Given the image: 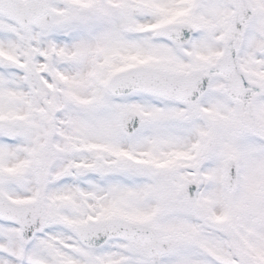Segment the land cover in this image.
Segmentation results:
<instances>
[{"label": "snow or ice", "instance_id": "6c2138e0", "mask_svg": "<svg viewBox=\"0 0 264 264\" xmlns=\"http://www.w3.org/2000/svg\"><path fill=\"white\" fill-rule=\"evenodd\" d=\"M0 264H264V0H0Z\"/></svg>", "mask_w": 264, "mask_h": 264}]
</instances>
